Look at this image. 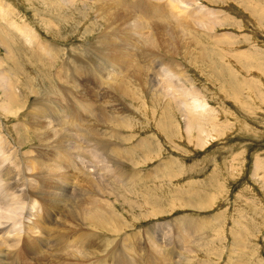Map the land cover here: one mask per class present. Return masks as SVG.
I'll use <instances>...</instances> for the list:
<instances>
[{
  "label": "rangeland",
  "instance_id": "374dc122",
  "mask_svg": "<svg viewBox=\"0 0 264 264\" xmlns=\"http://www.w3.org/2000/svg\"><path fill=\"white\" fill-rule=\"evenodd\" d=\"M70 1L75 3L64 5L62 0H0V86L13 85L16 89L14 91L18 90L20 103L18 105L13 101H4L3 91H0V108L8 106L6 109H0V132L11 137L18 145H25L22 149L27 151L30 146H38L30 142L35 135L33 130H45V124L36 122L39 110L48 114V108L61 105V100L55 95L57 88L64 87L72 94L84 90L82 85L75 83L80 79L76 78L71 69L75 70L78 65L88 69L97 64H100L98 67L106 66L103 61H107V58L96 51L99 42L96 36L103 30L104 25L101 27L100 19L96 20L95 15L84 5L85 2L93 4L95 0ZM183 1L187 2L191 10L205 14L206 18L201 20L200 28H207L212 23L210 20L216 26L214 30L202 28L204 36L199 37L200 40L197 41L199 49L202 44L208 46L204 48L203 45L201 48L205 62H198L197 67H193L190 58H175L187 69V78L195 82L193 85L200 92L195 95L192 91H177L173 87H170V90L168 87L169 92L166 93L169 99L182 102L181 107L178 106L179 103L173 102L166 112V115L169 114L165 116L164 121L168 117L169 125L165 131L169 130L165 133L162 128H157L161 124L159 117L163 113L162 102L155 104L152 97L142 89H136L139 99L137 105L141 110L150 111L149 116L156 115L155 118L152 116L146 119L147 116L137 110L135 102L131 105L128 99H121L115 93L114 96L113 92H97L94 96L96 104L101 105L104 104V97L110 95L108 100L112 99L109 100L111 105L119 112L124 111L126 116L130 115V119L137 122V127L131 135L134 137L133 143L126 145L127 147L133 144H138L139 147L146 140L148 146H152L155 151L153 158L146 160L147 163L144 161L135 165L129 160H122L127 171H134L133 173L138 175L136 178L139 183L137 182L136 189L133 185L130 191L129 186L118 178L115 180L118 191L115 193L106 186L109 188H105L106 195L103 194V199L116 205L114 211L124 224L129 226L124 230L128 237L121 241L124 240L125 245L132 246V250H123L121 245L120 257L129 262L131 254L138 252L142 259H156L150 260V264H172L173 262L168 261L169 258H173L178 264H264V0H211L209 3H203V0ZM110 5L103 3L106 7ZM98 7L99 5H96V8ZM109 8H115V14H119L121 10L112 5ZM125 13H120V17L125 18ZM148 21V18L142 19L146 31L148 27V30L161 33L163 26L169 27L170 23H175L176 20L151 19V23ZM27 33L33 36L34 40ZM130 33L135 35H131L132 44L126 43L125 48L130 52L134 68L137 67L138 70L142 67L140 62L145 52L143 41L147 32L144 36ZM148 34L150 35L149 32ZM137 37L141 38L136 39ZM117 39L125 43L121 35H117ZM143 60L146 62L144 57ZM93 61L97 63L93 65ZM80 62L83 64H79ZM209 62H213L211 67ZM71 66H75V69ZM232 68H237L238 71ZM246 69L248 70L245 71ZM9 75L12 76V81L6 79ZM101 80L97 79L96 83L102 85L106 82ZM161 81L166 83L164 79ZM33 86L37 88V94L33 92ZM84 86L86 89L92 88L87 78ZM185 86L190 88L188 84ZM21 88L25 90L24 94L19 92ZM190 100L193 104L185 110V105ZM184 114L193 119V128L189 126L192 122H186ZM77 118L86 121L90 126L87 120ZM91 130L93 132L94 129ZM78 131L79 128L74 126L69 135L76 137L79 146L84 147L86 136ZM131 140L128 139L129 142ZM126 141L124 139L123 142L128 144ZM143 150H140L143 153L138 154L141 159L149 154L147 149ZM83 153L92 156L90 152ZM110 167L112 165L100 167L105 169L101 174L110 171L115 175L114 168ZM88 168L90 170L89 166ZM166 174L170 176L166 177ZM115 176L112 174L111 180ZM80 183L82 185L73 193L75 205L81 202V197L84 198L85 194L94 193V190L88 189L86 181ZM122 186L129 190L126 187L123 189ZM134 190L140 193L135 194ZM58 201V206L52 204L55 208L63 210L61 199ZM52 231H57V227H53ZM180 233L184 234L185 239L180 237ZM56 237V232H53L51 246L59 249ZM155 239L158 240L157 243ZM163 240L165 243L160 246ZM58 254L59 252L55 255L57 258L60 257Z\"/></svg>",
  "mask_w": 264,
  "mask_h": 264
},
{
  "label": "bare ground",
  "instance_id": "6f19581e",
  "mask_svg": "<svg viewBox=\"0 0 264 264\" xmlns=\"http://www.w3.org/2000/svg\"><path fill=\"white\" fill-rule=\"evenodd\" d=\"M62 1L63 4L75 3L70 0H62ZM202 2L209 3L212 1L203 0ZM103 3H110L112 6L121 9L120 13L122 14L125 13L122 10L126 11L125 18L120 17L121 15L120 13H119L120 15L117 14V12L115 14L114 13L115 8H113L114 10H111V8H109L111 5L109 7L108 6L106 7L103 6ZM84 5L86 8L91 10V12L95 15L96 20L98 18L100 19V22L102 23L101 27L102 25H104L103 30L100 32L98 36H96V39L99 40L98 44L96 45L98 46V49L96 51L98 52V54L107 58V61H103L105 62L106 66L98 67L97 65L100 64H97L96 66L91 67L89 69L85 68L83 65L76 66L74 64L76 66V69L74 68L75 66L74 67L71 66L73 67V69H75V70L71 69V71H73V73L76 74V75L74 74L75 76H77L76 78L80 79V80H76L75 83L77 85H82L84 90L81 93L77 92L76 94H72L67 92L64 87H59L57 88L55 95L58 99L61 100L60 101L61 105L59 104V106L48 108L47 111L48 114L43 112L42 110H39L40 112L37 115L38 117L36 119V122L38 124L39 123L45 124L44 127L45 130L43 129L39 131L33 130L35 135L30 140L32 144L38 145L37 148L35 146L34 147L30 146L28 151L26 149H22V147H24L25 145L23 144L18 145L17 142L13 141L11 137L5 135L3 132H0V137L5 138L6 145L10 148L11 151H13L15 155L17 171L21 173V175H27L31 178L30 181L31 187L36 191H29L28 195L36 199H39L42 205L44 206L43 218L37 219L35 223L28 226L26 237L24 238L21 247L19 245V242L13 243L11 245V248L13 249L12 251L7 252L6 249L0 247V264H21V263L27 264V262H29L30 264H75V262L88 263V264L89 263L90 264H150V260L152 261L156 260L153 258H149L147 260H145L144 258L142 259V256L138 252H133V254H131L132 256L131 258L129 256V258L131 259L129 262H126L128 260L123 261L121 259L122 258L120 257L121 256L120 254H122L120 253L121 245L124 248L123 250L126 251L132 250L131 249L132 246L125 245L124 240H123L124 242L121 241L123 238L128 237L127 234H124L125 233L124 230L129 226H126L124 222L119 218V215L114 211L116 205L114 203H110L109 201L103 199L104 198L103 194H105L104 193L105 188H107L106 186H109L110 189L113 190L114 192L118 191L117 185L115 183V180H117L118 178L122 179V182L125 183V185L129 186L128 188L135 185L134 189H136L138 185L137 182L139 181L136 178L138 175L133 173L134 171L133 172L127 171V169L124 168L125 162L123 161L129 160V162L131 161L133 162V164L135 163V165H138L148 160L149 158L150 159L153 158L154 155L152 156V154L155 151L152 148V146L151 147L148 146L149 143H147L146 140H144L139 147H137L138 144L136 145L133 144L127 147L126 145H130L133 143L134 137L131 135L134 133V130L137 127L136 124L137 122L132 121L130 119V115L126 116L124 111L119 112V110L115 109L114 106H112L111 103L109 102L110 99L108 100L110 95L108 97L106 96L104 97V104L102 103L101 105L96 104V97L94 96L96 95L95 93L97 92H102V93L113 92V95L115 93L121 99L122 98L128 99L129 102H131L130 103L131 105H133L132 102H135L137 110L139 111V113L144 114V116L146 115L147 116L146 119L147 118L149 119L152 116L153 118H155L156 115L149 116L150 111L147 112V110L146 111L141 110L140 107L137 105L139 99L138 96H136L137 93L136 89L138 88L142 89V91L144 90L148 96L152 97V100L155 104L158 105L160 101L162 102L163 105L162 104L161 105L163 108V113L161 114L162 116L159 117V122L161 124L157 128L160 127L165 131L166 126L169 125L168 123L169 120H167L169 119L168 117L164 121L165 116L169 114L168 113L166 115L167 110L171 107L173 102L177 104L179 103L178 105L179 107H181L180 103H182L179 102L178 98H177L178 102L173 101V99L172 100L169 99L166 93L169 92L168 87L169 89L170 87H173L177 89V91H185V92L192 91L193 93H195V95H198L197 93L200 92L199 90L195 89V86L193 85V83L195 82H192L193 80L191 81V79L187 78L189 77L187 76V69L175 58L176 56L184 57L186 60L190 58V64L191 66L193 65V67H197L196 64L198 62H200V64L202 62H205L203 55L204 53L201 49L204 44H202V47L199 49L197 41L199 42L200 40V39L198 40L199 37L204 36L203 34L204 31L201 30L203 27L200 28V23L201 20H203L206 17H204L205 14H200V11L197 13L195 9L191 10L190 7L188 8L189 5L187 4V2L185 3L183 0H95L93 4H89L85 2ZM96 5H99V7L96 8ZM146 18L149 19L148 23H151V19L159 20V21L162 20L167 21L169 19H172L176 21L175 23L171 22L170 23L171 26L169 27H167L168 25L163 26L164 28L163 32L156 33L154 32L155 30H148V27H147V31L143 28L142 19H146ZM209 22L213 23V21L211 20ZM212 23L211 24L209 23L210 25L207 24V26L208 25L209 26L207 28H205L204 26L203 29L214 30L216 24H212ZM130 32L138 33V35H143V36L147 32L146 33L147 36L145 37V39L143 38V36L142 38L141 37L136 38V39L141 38V40L144 39V41L143 40L142 41L144 42V48H145L144 55L142 56V58L140 57L142 59L140 62V65L142 67L138 66L140 67L138 70L136 69L137 67L134 68V64L132 63L130 52H127L128 51L127 47L125 48L126 43L128 45L129 43L132 44L131 35L133 36L135 35V34H131ZM148 32L150 33V35L148 34ZM206 34L208 33L206 32ZM27 35L30 36L29 33H27ZM117 35L118 36L121 35L125 43H123L121 40H118ZM30 37L32 40H34L33 36ZM207 42H209V40L206 41V44ZM136 43L135 45H137L136 47H138V44ZM140 46L141 45L139 43V47ZM205 46L207 45H204V48H206ZM195 47L198 49H196ZM46 49H47V45L45 47V50ZM211 51L213 53V50ZM212 53L210 52V54ZM143 57L146 62H144ZM135 58L137 59L136 56ZM76 63L78 64V62ZM94 63H97V61L96 62L93 61V65ZM211 63L210 62L208 63L210 67H211ZM79 64H83V63L80 62ZM161 64L168 65L175 73L174 76H170L167 79H164L166 83L157 79V75H162V74H158L156 71ZM233 70L235 71L237 70V68ZM247 70L248 69H246L245 71ZM13 74L14 73H12V75ZM216 76H218V74ZM218 77H220L221 79V76ZM86 78L88 79V82L91 83L92 88L89 89L85 88L84 83ZM6 79L9 80L11 79L12 81L13 78L11 75H9L7 76ZM67 79L65 81H67ZM97 79H102L104 81L106 80V82L103 83L102 85H99L96 83ZM185 84H188L190 88L189 89L186 88ZM14 90L16 89L13 87V85L0 86V91H3L2 94L5 99L4 101H7L8 103L13 101V103H17L18 105H20L17 95L18 90L17 92ZM19 92L23 93L25 92V90L21 88V91ZM33 92L37 94V88L35 86H33ZM48 95H50V93ZM98 97L100 98L99 95ZM99 100L100 99H98V101ZM114 102H116V100ZM66 103L68 104V108ZM54 104L55 103H52V105ZM113 105H115V103H113ZM2 107L5 108L4 106ZM74 108H76V110ZM68 109H70L71 111H68ZM75 111H77L78 113ZM98 111L100 112V114H97ZM71 112H73L77 117H81L87 120L91 127L87 125L88 123L87 124L85 123L86 121L83 122L82 120L75 117ZM152 112L153 114L155 113L154 110ZM184 116L186 118L187 123L192 122V124L189 125L190 127H192L195 124L193 123V119L192 118L189 119V117L185 114ZM73 125L79 128L78 132H81L83 136H86L85 139L87 142L83 143L84 147L79 146L80 143L77 141L76 137L69 135L71 133L70 130H72L74 127ZM91 129H94L93 132ZM187 130H189V127H187ZM126 134H129V136H126ZM107 138H109L110 140H107ZM124 139H126L127 141L128 139H132V140L130 142L128 141V144L127 143L125 144L123 142ZM22 140L23 139H21V141ZM143 149L148 150L147 153H149L148 156L150 157L145 156L142 159L138 157L140 150ZM84 151L90 152L92 156H86L83 153ZM143 151L141 152L143 153ZM74 161L76 162L75 165H74L75 163ZM107 165H112L110 169L114 168L115 170L114 172L116 176L114 175V173H112L113 176H115L112 180H111L112 174L110 171L108 172L110 173V175L108 173H105L106 175L101 174L104 173L105 169L100 167H104ZM88 166L90 167V170ZM10 171L11 169L6 170V174L7 172ZM167 176L170 175L166 174V177ZM81 181H86V184L89 187L88 189L94 190V193L91 194L89 192L88 193L89 195L85 194L84 198L81 197L80 194H78L82 200L80 203L75 205V202L73 200L75 199L74 198L75 196L73 195V193L74 191L76 192V190L79 189L78 187L80 185H82L80 183ZM12 187L15 188L17 187V185L13 184ZM125 187L126 186H124L123 189ZM86 190L84 191L86 192ZM124 192L127 193V191H123V193ZM138 192L135 191V194H138ZM110 194L107 193V195ZM120 194L119 196H121ZM117 196L116 198L119 197ZM59 199H61V202L64 205L63 210L54 207V205L58 206L57 205L58 203L56 204V202ZM49 202L51 204H49ZM60 212H64V214L62 215ZM53 227H57V231H52ZM53 232H56L57 234L56 238L59 241L58 242L60 246L59 249L53 248L51 246ZM179 235L181 238L185 239L183 233H180ZM149 237H151L150 234ZM156 239L154 240L155 243H157L158 241V240L156 241ZM163 243H165L164 240L161 242L160 246H162ZM130 244L132 245V243ZM140 247L142 248V246ZM57 252H59L60 254V257L58 258L57 256H55ZM160 254L159 256H161ZM154 258H156V255ZM8 260H10L11 262H9ZM168 261L173 262L172 264H178L174 262L173 258H169Z\"/></svg>",
  "mask_w": 264,
  "mask_h": 264
},
{
  "label": "clouds",
  "instance_id": "9594fccd",
  "mask_svg": "<svg viewBox=\"0 0 264 264\" xmlns=\"http://www.w3.org/2000/svg\"><path fill=\"white\" fill-rule=\"evenodd\" d=\"M157 79L174 76L173 70L161 64L156 70ZM193 101L185 105L187 110ZM11 169L10 172L6 170ZM31 178L17 171L15 155L6 145L4 137H0V247L12 251L11 245L19 242L20 247L26 237L28 226L42 219L44 206L39 199L28 195L36 191L31 187ZM17 187L13 188L12 185Z\"/></svg>",
  "mask_w": 264,
  "mask_h": 264
}]
</instances>
